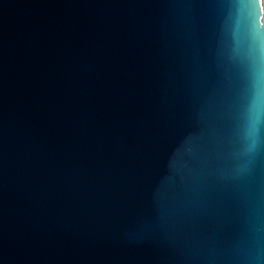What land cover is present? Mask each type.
<instances>
[{"label": "water", "instance_id": "obj_1", "mask_svg": "<svg viewBox=\"0 0 264 264\" xmlns=\"http://www.w3.org/2000/svg\"><path fill=\"white\" fill-rule=\"evenodd\" d=\"M0 264H264L263 0H0Z\"/></svg>", "mask_w": 264, "mask_h": 264}, {"label": "built area", "instance_id": "obj_2", "mask_svg": "<svg viewBox=\"0 0 264 264\" xmlns=\"http://www.w3.org/2000/svg\"><path fill=\"white\" fill-rule=\"evenodd\" d=\"M263 5H264V0H263Z\"/></svg>", "mask_w": 264, "mask_h": 264}]
</instances>
